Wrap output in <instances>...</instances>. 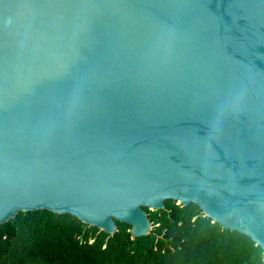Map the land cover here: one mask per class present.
I'll return each instance as SVG.
<instances>
[{"label":"water","instance_id":"1","mask_svg":"<svg viewBox=\"0 0 264 264\" xmlns=\"http://www.w3.org/2000/svg\"><path fill=\"white\" fill-rule=\"evenodd\" d=\"M167 199L264 263V0H0V224Z\"/></svg>","mask_w":264,"mask_h":264},{"label":"trees","instance_id":"2","mask_svg":"<svg viewBox=\"0 0 264 264\" xmlns=\"http://www.w3.org/2000/svg\"><path fill=\"white\" fill-rule=\"evenodd\" d=\"M150 231L106 233L65 213L19 211L0 224V264H264L252 240L224 230L192 202L145 208Z\"/></svg>","mask_w":264,"mask_h":264}]
</instances>
